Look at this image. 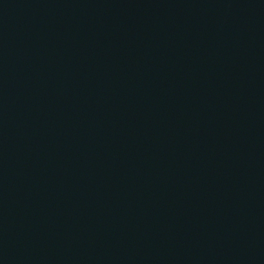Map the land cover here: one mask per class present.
Wrapping results in <instances>:
<instances>
[{
    "label": "water",
    "instance_id": "1",
    "mask_svg": "<svg viewBox=\"0 0 264 264\" xmlns=\"http://www.w3.org/2000/svg\"><path fill=\"white\" fill-rule=\"evenodd\" d=\"M0 264H264V0H0Z\"/></svg>",
    "mask_w": 264,
    "mask_h": 264
}]
</instances>
